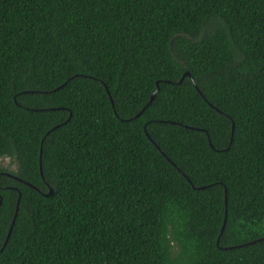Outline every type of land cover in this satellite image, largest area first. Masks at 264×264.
<instances>
[{"label": "trees", "instance_id": "trees-1", "mask_svg": "<svg viewBox=\"0 0 264 264\" xmlns=\"http://www.w3.org/2000/svg\"><path fill=\"white\" fill-rule=\"evenodd\" d=\"M1 158L0 264H264V0H0Z\"/></svg>", "mask_w": 264, "mask_h": 264}, {"label": "water", "instance_id": "water-1", "mask_svg": "<svg viewBox=\"0 0 264 264\" xmlns=\"http://www.w3.org/2000/svg\"><path fill=\"white\" fill-rule=\"evenodd\" d=\"M186 76H189L192 80H194V78H193V76H192V74L190 73V71H186L184 74H183V76L181 77V79L178 81V82H182L183 81V79L186 77ZM167 82H172V80H166ZM195 85H196V87H197V89L200 91V89L198 88V86H197V84L195 83ZM105 87H106V89H107V92H108V94H109V96H110V99H111V101H112V103L114 104V101H113V98H112V96H111V93H110V90H109V88H108V86L105 84ZM159 88H160V86H159V82H158V85H157V89H156V91L152 94V96H151V99H150V101L148 102V104H150L153 100H154V98H155V96H156V93H157V91L159 90ZM201 92V91H200ZM212 105V104H211ZM147 106V105H146ZM146 106L140 111V113L141 112H143V110L146 108ZM54 109V108H53ZM218 109V108H217ZM140 113H138V114H140ZM192 128H194V127H192ZM49 132V131H48ZM146 133H147V135H148V137L152 140V141H154L153 139H152V137L150 136V134L148 133V131L146 130ZM211 145H212V143H211ZM164 153V152H163ZM164 155L176 166V164L174 163V161L166 154V153H164ZM41 169H42V162H41ZM179 170H181L180 168H179ZM183 174H184V176L189 180V181H191L190 180V178L188 177V175L186 174V173H184L183 172ZM25 183H27L28 185H30V186H32V187H35L33 184H31V183H29V182H27V181H25ZM204 187H206V186H202V188H204ZM53 193V188L52 187H50V190H49V192H47V193H45V195H51ZM226 199H227V195H226ZM1 202H2V198L0 199V204H1ZM17 212H18V206H17V208H16V213H15V217H16V215H17ZM15 217H14V219H13V221H12V223H11V226H10V229H9V232H8V234H7V237H6V240H5V243H4V245L7 243V241H8V239H9V237H10V235H11V233H12V230H13V226H14V223H15Z\"/></svg>", "mask_w": 264, "mask_h": 264}, {"label": "rangeland", "instance_id": "rangeland-1", "mask_svg": "<svg viewBox=\"0 0 264 264\" xmlns=\"http://www.w3.org/2000/svg\"><path fill=\"white\" fill-rule=\"evenodd\" d=\"M0 164L4 165L6 167H9V168H11L13 170L16 169V164L13 163L10 158H1L0 159Z\"/></svg>", "mask_w": 264, "mask_h": 264}]
</instances>
